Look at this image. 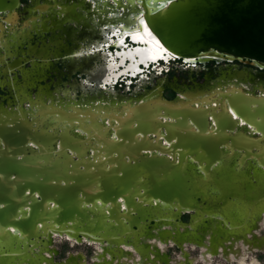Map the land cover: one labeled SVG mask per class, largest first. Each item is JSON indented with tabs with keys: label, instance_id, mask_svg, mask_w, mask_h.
Wrapping results in <instances>:
<instances>
[{
	"label": "water",
	"instance_id": "1",
	"mask_svg": "<svg viewBox=\"0 0 264 264\" xmlns=\"http://www.w3.org/2000/svg\"><path fill=\"white\" fill-rule=\"evenodd\" d=\"M137 3L142 33L171 58L226 55L264 66V0H168L160 9ZM22 5L0 0V65L7 75L18 66L8 63L10 46L51 10L38 6L41 14L22 23ZM71 6L61 4L48 19L56 23ZM218 93L159 95L134 108L97 99L86 113L35 100L25 109L18 96L14 110L1 109L0 264H42L36 249L54 237L130 241L148 258L144 237L182 251L185 243L211 252L213 246L219 255L264 247V98Z\"/></svg>",
	"mask_w": 264,
	"mask_h": 264
},
{
	"label": "flooded vegetation",
	"instance_id": "2",
	"mask_svg": "<svg viewBox=\"0 0 264 264\" xmlns=\"http://www.w3.org/2000/svg\"><path fill=\"white\" fill-rule=\"evenodd\" d=\"M75 3L79 7L74 18L73 13H68L62 18L56 15V23L48 19L55 17L54 13L61 9V4ZM22 4V23L41 14L38 6H49L51 10L44 11L38 24L24 30V37L8 49V63L18 66L7 75V65H0V110H14L18 96L25 98V109L30 108L35 100L43 102L45 106L58 107L64 112H68L65 107L75 106L80 109L79 113H86L87 110L84 109H87L89 104H99L97 99L103 100V104L108 106L114 104L123 108L129 105L134 108L146 98H156L159 95L167 100H176L181 99L184 94L208 98L217 91L220 93L243 90L251 96L264 98V66L255 61L213 54H206L203 59L209 58L207 60L194 61L171 57L168 60L146 61L138 55H134L132 60L129 54L142 47L132 44L131 36L122 37V32L114 35L107 26L100 25L102 22H95V16L91 15L94 12L91 11L92 4V8L87 5L82 7L74 0H22ZM52 6L56 8L53 9ZM121 23V20L118 21V24ZM122 39L123 46H117L116 43ZM0 51L4 50L0 47ZM16 51H20V54L17 55ZM81 51L83 55L78 56L77 53ZM105 66L107 71L103 69ZM184 76L186 78L183 80ZM18 77L23 79L22 84L17 81ZM219 93L216 96H219ZM107 98L109 100L105 101ZM109 125H103L102 128H110ZM248 173L252 176L254 169H250ZM182 222H190V214H185ZM257 224L255 219L250 229L254 230ZM207 225L211 226V223L207 222ZM149 230L155 233L152 225ZM214 232L209 233L211 246L212 237L217 236ZM59 239L65 240L69 246L73 243L93 247L96 259L93 264H165L166 260V264H175L177 261L171 263L166 257L167 253L161 251L154 255L160 248L153 246L155 243L151 238L146 240V243L151 245L150 250L154 252L149 253L151 259L141 254L140 246L132 250L125 248L123 243L117 245L105 241L101 244L83 237L73 240L65 237ZM224 241L221 236L220 242L227 244ZM52 245L53 242L47 246L41 242L40 247L36 249L46 257L42 264H86V256L83 253H69L65 260L56 262L54 257L57 252ZM172 246L182 251L179 245L173 242H170L167 248ZM216 248L219 250L220 245ZM212 250L214 254H218L213 246ZM132 257L134 260L131 262ZM135 257L139 259L136 260Z\"/></svg>",
	"mask_w": 264,
	"mask_h": 264
},
{
	"label": "bare ground",
	"instance_id": "3",
	"mask_svg": "<svg viewBox=\"0 0 264 264\" xmlns=\"http://www.w3.org/2000/svg\"><path fill=\"white\" fill-rule=\"evenodd\" d=\"M85 1H90L92 3L93 8L91 6V8H92L91 11H94V12L97 11L96 14H94V12H93V14H91L92 16H95V15L99 16L101 14V16L103 15L104 17H106L104 26L105 27L107 26L108 27L107 29L110 30L111 32H113V34L114 33L118 34L119 32H122L120 34V35H122V37L129 35V36L133 37V39L135 41L145 43L144 45H142V48H138L134 52H131L129 54L130 59L134 60V58H133L134 55H138L140 58H142V60H146V61H159L161 59L168 60L170 58L168 51L161 48L160 46H158L156 43L152 42L148 38H146L144 36V34L142 33L141 28H140V24H139V20L143 17H141V18H138V17H139V14L143 12V10L140 7L141 5L139 3H137V0H85ZM146 1H147V4L149 5L150 8L160 9L166 5V1H168V0H146ZM106 5L110 7L108 10V13H104L101 10L102 6H106ZM78 7H79V5L75 3L71 6V8L68 12V13H73V18L77 14L76 11H77ZM120 20L122 21L123 24L122 23L118 24V21H120ZM116 36H119V35H116ZM116 44H117V46H120V47L123 46V39L119 40ZM77 55L78 56L83 55V52L81 51V52L77 53ZM126 55H128V54H126ZM103 69H105V71L108 70V68L106 66ZM94 74H95V72H94ZM144 239H147V238L144 237ZM153 243H155V244H153V246H158L160 248L159 251H161L162 245H166L161 240H159L157 236H154V242ZM101 244H103V243H101ZM126 245H128L130 248L131 247L135 248V247H133V245H131L129 243H127ZM119 249H120V247H119ZM122 254H124V251ZM44 258H46V257H44ZM162 261H164V260H162Z\"/></svg>",
	"mask_w": 264,
	"mask_h": 264
},
{
	"label": "rangeland",
	"instance_id": "4",
	"mask_svg": "<svg viewBox=\"0 0 264 264\" xmlns=\"http://www.w3.org/2000/svg\"><path fill=\"white\" fill-rule=\"evenodd\" d=\"M109 8L110 7L106 5V6H102L101 10L104 13H108ZM96 16L97 15L93 17L94 21L102 22V24L100 25L105 27L104 23L106 17H104L103 15L102 17H100V15L97 17ZM260 236H264V229L262 230L259 237ZM59 238L60 237H54L52 240L53 242L52 246L54 247V249H56L57 252L56 256L54 257L56 262L65 260L69 253H73V254L83 253V255L86 256V264H93V262L96 261L93 255L94 252L93 247H89L86 245H74L73 243H70L71 246H69V244L65 240ZM124 247L127 249H132V250L134 249L132 247L130 248L126 244H124ZM166 248H167V244L162 245L161 252L163 251L164 253H167L168 255L167 257L169 258L171 263H173L174 260H177L175 264H188V261H190L189 264H264V247L258 248L256 246H252L247 251L237 254H230V255L214 254L211 251L189 244H185L184 247L185 251L183 252L174 246L167 248V250ZM135 259L138 260L139 258L135 257ZM133 260L134 258L132 257L130 261L132 262Z\"/></svg>",
	"mask_w": 264,
	"mask_h": 264
}]
</instances>
